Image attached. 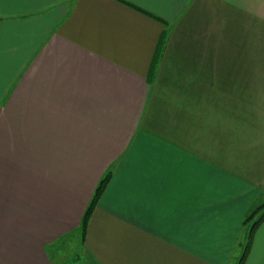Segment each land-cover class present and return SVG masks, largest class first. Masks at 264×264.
<instances>
[{
    "label": "crops",
    "instance_id": "obj_1",
    "mask_svg": "<svg viewBox=\"0 0 264 264\" xmlns=\"http://www.w3.org/2000/svg\"><path fill=\"white\" fill-rule=\"evenodd\" d=\"M261 200L264 0H0V264H236Z\"/></svg>",
    "mask_w": 264,
    "mask_h": 264
},
{
    "label": "trees",
    "instance_id": "obj_2",
    "mask_svg": "<svg viewBox=\"0 0 264 264\" xmlns=\"http://www.w3.org/2000/svg\"><path fill=\"white\" fill-rule=\"evenodd\" d=\"M164 40L165 38L163 36V38L161 39L159 50L162 49V47L164 46L163 45L165 42ZM109 180H110V172H108L99 182L91 198V201L89 202V205L87 206L85 210V213L83 215L81 225L79 228V231L83 237L86 233L89 220L99 202V199L101 198L103 191L105 190L107 184L109 183ZM262 222H264V200L258 201L255 205H253L246 215V218L243 224L244 235L246 236V241H245L246 245L244 247L245 250L243 251V254L240 258L241 259L240 264L244 263L246 255L250 248L253 235L255 231L257 230V228L262 224ZM243 245L244 244L241 243V246Z\"/></svg>",
    "mask_w": 264,
    "mask_h": 264
},
{
    "label": "rangeland",
    "instance_id": "obj_3",
    "mask_svg": "<svg viewBox=\"0 0 264 264\" xmlns=\"http://www.w3.org/2000/svg\"><path fill=\"white\" fill-rule=\"evenodd\" d=\"M81 235V234H80ZM246 236L243 234V246H240V254L239 256H242L243 254V251L245 250L244 247L246 245ZM65 247H64V264H75V259H76V256L75 254L78 256L79 254L81 255V249H80V242H73V240H68L65 242ZM241 258V257H240ZM240 260L238 261V263L236 264H240Z\"/></svg>",
    "mask_w": 264,
    "mask_h": 264
}]
</instances>
